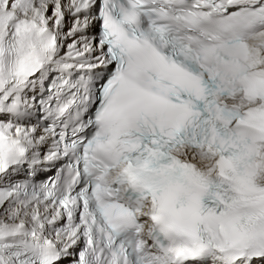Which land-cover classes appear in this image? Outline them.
Instances as JSON below:
<instances>
[{
	"label": "snow or ice",
	"instance_id": "1",
	"mask_svg": "<svg viewBox=\"0 0 264 264\" xmlns=\"http://www.w3.org/2000/svg\"><path fill=\"white\" fill-rule=\"evenodd\" d=\"M0 264H264V0H0Z\"/></svg>",
	"mask_w": 264,
	"mask_h": 264
}]
</instances>
